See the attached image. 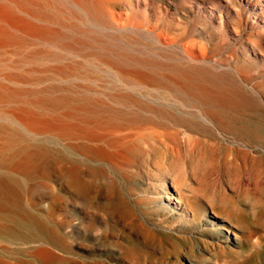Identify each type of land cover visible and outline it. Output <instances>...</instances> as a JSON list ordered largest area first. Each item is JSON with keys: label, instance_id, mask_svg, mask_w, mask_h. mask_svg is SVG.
Returning <instances> with one entry per match:
<instances>
[{"label": "bare ground", "instance_id": "1", "mask_svg": "<svg viewBox=\"0 0 264 264\" xmlns=\"http://www.w3.org/2000/svg\"><path fill=\"white\" fill-rule=\"evenodd\" d=\"M236 1L263 0H0V264L247 259L264 30L215 21Z\"/></svg>", "mask_w": 264, "mask_h": 264}, {"label": "rangeland", "instance_id": "2", "mask_svg": "<svg viewBox=\"0 0 264 264\" xmlns=\"http://www.w3.org/2000/svg\"><path fill=\"white\" fill-rule=\"evenodd\" d=\"M263 1L259 2L257 7H252L250 2L249 4L240 1H236L235 4L232 2L230 4V8L226 9L227 11L226 10L219 11V13L217 14V19L215 21L221 23V20H224L226 22L227 28H243L244 33H249L252 32V30L254 31L258 29L264 30V20L261 14L262 11L260 10L261 9L260 4L263 5L264 4ZM224 5L226 6L227 4L224 3ZM211 19L214 18L211 17ZM218 23L214 26L215 28H220ZM201 28L203 27L201 26ZM213 141L214 143H218V144L221 142L220 145L222 147L223 146L226 148L233 147L234 149L240 148V146H238L239 144L235 143V141L232 142L230 139L210 138V142ZM252 153L255 156H260L259 154H256L254 152ZM223 160H224V155L219 154L218 160L216 162V168L212 171L214 184L216 185L217 190H220L222 188V179L228 176L229 173L228 170L221 163L223 162ZM254 197L257 198L256 200L257 205L255 206L260 208L259 209L260 211L263 210L264 212V191L255 194ZM252 237L253 240L249 244V251L248 254L246 255L247 257L246 260L239 258L236 255L237 245L233 244L234 246L232 248L234 249L232 253L230 252L224 253L221 257L215 259L213 262H210V264H264V248L255 246L258 245L257 243L261 239H262L261 241L262 244H264V213L261 217L259 225L255 226V232ZM238 242H239L238 240H235L236 244Z\"/></svg>", "mask_w": 264, "mask_h": 264}]
</instances>
